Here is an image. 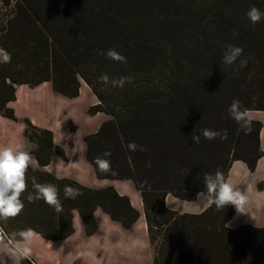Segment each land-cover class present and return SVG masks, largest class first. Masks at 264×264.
<instances>
[{
	"label": "trees",
	"instance_id": "16d2710c",
	"mask_svg": "<svg viewBox=\"0 0 264 264\" xmlns=\"http://www.w3.org/2000/svg\"><path fill=\"white\" fill-rule=\"evenodd\" d=\"M198 1L0 0V17L6 16L0 18V48L12 57L0 63V115L17 119L9 104L19 84L51 81L54 90L74 97L84 80L100 101L89 111L110 115L85 137L87 158L99 178L131 179L140 190L154 263L264 264V225L229 227L233 206L180 213L166 204L168 194L195 200L205 191L204 173L219 168L227 177L235 160L254 170L264 155L262 122L253 119L246 133L228 112L233 99L249 110H264V20L253 25L247 16L253 5L264 12V0H200L197 9ZM217 2L230 3L214 8ZM228 44L243 48L246 67L240 68L239 60L232 66L222 62ZM110 48L127 63L100 54ZM104 73L134 80L112 88L100 81ZM25 123L40 165L28 170V191H34L32 177L56 185L62 211L43 200L29 203L25 192L24 210L0 221L10 238L19 240L14 234L28 228L50 239L65 238L74 230V210L85 220L87 234L98 229V207L126 227L138 220L140 212L114 186L93 188L43 169L65 151L50 129ZM204 128L226 130L228 137H201L194 144L192 135ZM130 142L146 151H130ZM106 150L115 175L101 173L94 163ZM65 185L83 195L65 199Z\"/></svg>",
	"mask_w": 264,
	"mask_h": 264
},
{
	"label": "crops",
	"instance_id": "0c3cea01",
	"mask_svg": "<svg viewBox=\"0 0 264 264\" xmlns=\"http://www.w3.org/2000/svg\"><path fill=\"white\" fill-rule=\"evenodd\" d=\"M35 95H40L36 103L33 100ZM98 103L97 96L84 80L81 81L78 95L74 97L54 90L51 81H43L35 86L19 84L16 86V99L9 104L14 108L17 119L0 115V147L15 148L22 145L31 153L34 145L25 135V119L38 127L50 129L54 142L64 149L65 155L55 154L51 163L43 169L58 178L73 179L93 188L114 186L121 195L129 197L131 204L140 212V217L130 227H126L98 207L94 211L98 229L87 234L85 220L78 210H74V230L69 236L50 239L34 230L36 235L31 245L32 261L8 259V264H155V249L150 240L140 190L131 179L99 178L87 158L88 144L85 137L96 132L110 118L104 111H89L90 107ZM18 107L25 112L20 113ZM41 109L47 115H39L38 113L43 112ZM250 111L256 114L264 112ZM252 116L263 124L260 145L264 151V115ZM34 160L32 167L39 168L35 157ZM227 178L249 196V214H237L235 209L234 217L228 222L229 227L237 228L244 224L263 226L264 196L259 194L264 193V155L258 160L254 170L243 160L233 161ZM166 204L169 209L180 213H199L209 206L204 198L199 201L197 197L195 200H185L172 194L167 195ZM3 233L5 243L14 246L17 240L10 238L6 232Z\"/></svg>",
	"mask_w": 264,
	"mask_h": 264
},
{
	"label": "clouds",
	"instance_id": "9594fccd",
	"mask_svg": "<svg viewBox=\"0 0 264 264\" xmlns=\"http://www.w3.org/2000/svg\"><path fill=\"white\" fill-rule=\"evenodd\" d=\"M248 19L253 25L264 20V12L260 11L256 6L250 7L247 12ZM243 48L232 44L226 45V51L223 55L222 62L227 66L234 65L239 60V67L247 66L248 59L243 58ZM101 55H106L113 61L127 63L126 57L118 53L115 49H108L106 52H101ZM11 54L5 49L0 48V63H10ZM21 67V66H17ZM105 86L112 88H123L126 83H132L134 78L131 76H121L119 78H110L108 74H101L99 77ZM230 117L236 121L242 130L250 133L252 130L253 116L249 109L244 108L239 100L233 99L228 108ZM201 137L209 141L219 137L221 140H226L228 133L213 130L211 128L201 129L199 134L192 135L194 144L200 142ZM130 151H146L142 145H137L135 142H130L127 145ZM110 151H105L102 156L95 158V165L101 173L111 172L115 175V170L112 168ZM35 162L30 151L25 150L23 146L0 147V221H7L9 218L18 216L25 208L22 195L28 192L26 197L29 203H34L37 200H43L47 205L54 208L56 212L62 211V201L60 199L59 189L51 183L41 184L36 182V178H31V185L34 191L29 192V180L27 173L29 168ZM146 166H151V161L146 163ZM147 183V181H145ZM203 184L205 191L197 194V200L204 198L209 205H215L217 209L224 210L229 205L236 209L237 214H249V196L246 191H241L237 184L233 183L226 177L225 173L219 168L214 173H204ZM65 199H76L83 193L70 185H65L63 189ZM264 196V193L259 194ZM230 226V225H228ZM36 233L33 229L28 228L15 233L18 236L14 246H9L5 243V234L0 229V264H8V259L29 260L32 261L31 247L33 238Z\"/></svg>",
	"mask_w": 264,
	"mask_h": 264
},
{
	"label": "rangeland",
	"instance_id": "374dc122",
	"mask_svg": "<svg viewBox=\"0 0 264 264\" xmlns=\"http://www.w3.org/2000/svg\"><path fill=\"white\" fill-rule=\"evenodd\" d=\"M200 1V0H199ZM197 2V9H199L200 8V2ZM222 1H224V0H222ZM226 1H228V0H226ZM228 3H230V2H227V3H224V2H217V3H213L212 5H213V7L214 8H216L217 7V5H219V6H221L222 4L223 5H227ZM210 5V4H209ZM222 7V6H221ZM3 11H4V9H3V4H1L0 3V15L3 13ZM6 16L5 15H2L0 18H1V20L3 19V18H5ZM81 81H83V80H81ZM40 99V95H35V96H33V100H34V102L36 103L38 100ZM99 100V99H98ZM100 102V101H99ZM34 103V104H35ZM39 105V104H38ZM40 107V106H39ZM19 108V107H18ZM41 111H43L42 113H38L39 115H47V113H46V111L44 110V109H41ZM264 111V110H263ZM19 112L20 113H24L25 112V110H22L21 108H19ZM252 113V115H264V112H262V114H256V113H254V112H251ZM34 145V144H33ZM46 171H48V170H46ZM52 173V172H51ZM158 239H159V235H158ZM156 243H158L157 241H156Z\"/></svg>",
	"mask_w": 264,
	"mask_h": 264
}]
</instances>
